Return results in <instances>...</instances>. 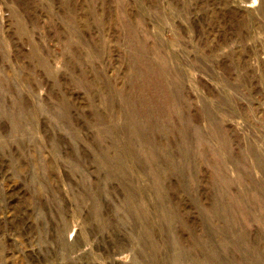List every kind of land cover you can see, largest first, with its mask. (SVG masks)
<instances>
[{"label": "rangeland", "instance_id": "obj_1", "mask_svg": "<svg viewBox=\"0 0 264 264\" xmlns=\"http://www.w3.org/2000/svg\"><path fill=\"white\" fill-rule=\"evenodd\" d=\"M0 264H264V0H0Z\"/></svg>", "mask_w": 264, "mask_h": 264}]
</instances>
